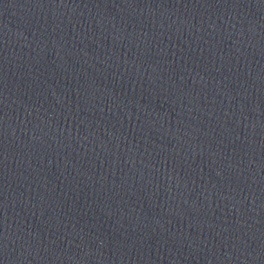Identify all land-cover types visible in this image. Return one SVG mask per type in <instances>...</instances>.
<instances>
[{
    "label": "water",
    "instance_id": "obj_1",
    "mask_svg": "<svg viewBox=\"0 0 264 264\" xmlns=\"http://www.w3.org/2000/svg\"><path fill=\"white\" fill-rule=\"evenodd\" d=\"M0 264H264V0H0Z\"/></svg>",
    "mask_w": 264,
    "mask_h": 264
}]
</instances>
